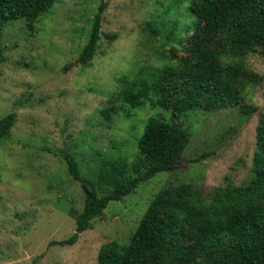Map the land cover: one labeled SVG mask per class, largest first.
I'll use <instances>...</instances> for the list:
<instances>
[{
	"label": "rangeland",
	"instance_id": "1",
	"mask_svg": "<svg viewBox=\"0 0 264 264\" xmlns=\"http://www.w3.org/2000/svg\"><path fill=\"white\" fill-rule=\"evenodd\" d=\"M105 2L101 40L88 66L76 62L101 0H55L33 30L21 19L5 27L0 119L15 113L16 122L0 143V264H100L102 246L127 245L163 188L193 183L213 191L251 178L264 113V50L247 58L263 77L246 90L245 103L255 108L252 116L230 107L173 119L171 112L149 103L133 108L123 90L128 84L137 90L162 70L177 67L196 18L189 0ZM111 107L107 118L103 111ZM156 116L191 133L180 167L111 201L75 244H57L76 233L86 197L63 152L71 153L82 174L102 189L109 175L103 166L133 165L138 140ZM111 188L106 185L101 194Z\"/></svg>",
	"mask_w": 264,
	"mask_h": 264
},
{
	"label": "trees",
	"instance_id": "2",
	"mask_svg": "<svg viewBox=\"0 0 264 264\" xmlns=\"http://www.w3.org/2000/svg\"><path fill=\"white\" fill-rule=\"evenodd\" d=\"M196 18L193 32L182 45L175 68H166L137 90L128 84L123 99L133 108L147 105L171 112L173 119L189 113H212L240 108L246 90L263 77L247 62L264 50V0H189ZM55 0H0V66L5 61L2 37L12 21L25 20L29 29L52 12ZM101 0L90 38L76 64L88 66L102 35ZM114 107L103 111L107 118ZM15 113L0 119V143L11 135ZM191 143L190 131L160 116L151 117L139 138L133 165L107 163L102 189L85 177L75 157L63 152L68 169L85 192V206L77 217L76 233L62 246L75 244L113 200H121L141 182L176 171ZM108 167V168H107ZM107 169V170H106ZM109 169V171H108ZM102 177L104 174L102 173ZM101 177V178H102ZM1 183V174H0ZM106 185H111L109 192ZM55 245V242L53 243ZM100 264H264V113L256 130V148L250 180L213 191L193 183L169 185L151 201L127 245L111 242L99 252Z\"/></svg>",
	"mask_w": 264,
	"mask_h": 264
}]
</instances>
